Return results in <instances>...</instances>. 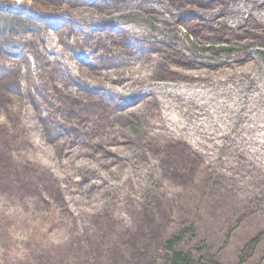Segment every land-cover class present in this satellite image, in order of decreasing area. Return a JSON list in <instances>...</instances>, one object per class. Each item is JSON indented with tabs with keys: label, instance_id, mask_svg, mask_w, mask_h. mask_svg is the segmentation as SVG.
Masks as SVG:
<instances>
[{
	"label": "rangeland",
	"instance_id": "374dc122",
	"mask_svg": "<svg viewBox=\"0 0 264 264\" xmlns=\"http://www.w3.org/2000/svg\"><path fill=\"white\" fill-rule=\"evenodd\" d=\"M8 3L0 264H264V0Z\"/></svg>",
	"mask_w": 264,
	"mask_h": 264
},
{
	"label": "trees",
	"instance_id": "16d2710c",
	"mask_svg": "<svg viewBox=\"0 0 264 264\" xmlns=\"http://www.w3.org/2000/svg\"><path fill=\"white\" fill-rule=\"evenodd\" d=\"M0 5L3 9L14 8V3H8L7 5ZM23 10H26L25 6L22 7ZM180 241L178 237H174L167 243V249L171 250L170 253V264H202V257L198 258L191 250L182 251L177 249L176 245ZM254 242L257 241V238L252 240Z\"/></svg>",
	"mask_w": 264,
	"mask_h": 264
}]
</instances>
